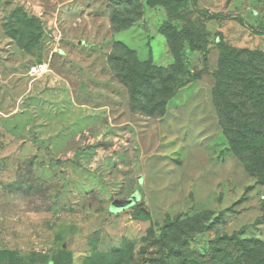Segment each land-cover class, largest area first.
Segmentation results:
<instances>
[{"label":"rangeland","instance_id":"obj_1","mask_svg":"<svg viewBox=\"0 0 264 264\" xmlns=\"http://www.w3.org/2000/svg\"><path fill=\"white\" fill-rule=\"evenodd\" d=\"M231 49L264 52V0H0V264H264Z\"/></svg>","mask_w":264,"mask_h":264},{"label":"trees","instance_id":"obj_2","mask_svg":"<svg viewBox=\"0 0 264 264\" xmlns=\"http://www.w3.org/2000/svg\"><path fill=\"white\" fill-rule=\"evenodd\" d=\"M38 17H30V19H35ZM185 32L189 35L188 38L195 42V36L192 35V33L189 31V29H185ZM195 44V43H194ZM233 51V52H232ZM231 52L234 54V59H240L241 62H243L247 68V74L243 75L244 81L243 84L240 86L245 89L246 92V99L247 101L255 108H257L258 112L256 113V116L258 118L264 119V52L261 51H253V50H246V49H231ZM110 57H113V53L110 55ZM118 75L122 78L123 82L128 84L130 86L131 90V105L132 108L136 109L138 108L140 102V93L141 88L130 81L129 77L122 76L120 73ZM236 80L240 83L241 78H236ZM222 93L221 88L218 86L216 90V95L219 97ZM217 107L221 115L222 123L224 125V128L226 130V133L228 137L231 139L232 143L235 145V135L236 133L233 132L234 125L233 123H229L227 119L225 120V116L223 113V105L220 101L217 102ZM235 134V135H234ZM252 146L247 147H241L236 148V151L238 154L244 155L242 157L244 163L246 164V167L251 170L253 173H255L260 180L264 181V171H262V167L264 164V159H259L256 163V166H251L249 163V157H246L245 155L250 153L252 151ZM250 239H243V241H249ZM257 240V239H255ZM116 252L120 251V249L117 247L115 249ZM93 258L89 257L88 260H92Z\"/></svg>","mask_w":264,"mask_h":264},{"label":"built area","instance_id":"obj_3","mask_svg":"<svg viewBox=\"0 0 264 264\" xmlns=\"http://www.w3.org/2000/svg\"><path fill=\"white\" fill-rule=\"evenodd\" d=\"M33 70H37V67H34Z\"/></svg>","mask_w":264,"mask_h":264}]
</instances>
